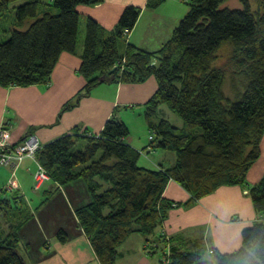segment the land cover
Listing matches in <instances>:
<instances>
[{"label":"trees","instance_id":"16d2710c","mask_svg":"<svg viewBox=\"0 0 264 264\" xmlns=\"http://www.w3.org/2000/svg\"><path fill=\"white\" fill-rule=\"evenodd\" d=\"M104 1L0 0V26L14 10L11 36L0 42V85L48 83L61 54L78 52V7ZM226 1L193 0L172 37L157 51L125 39L137 25L141 7L127 6L112 30L87 17L79 70L86 85L60 117L103 83L137 84L153 76L158 82L144 105L150 130V144L144 149L130 144L131 127L118 117L117 106L100 133L78 125L41 143L37 152L54 184L84 182L91 201L75 214L101 264H118L119 248L133 233L143 234L147 246L153 242L155 251L169 248L160 264H264V175L253 185L247 178L262 155L264 139V0L256 11L249 0H241L243 8L235 9L223 7ZM162 2L149 0L147 6ZM121 39L127 42L124 54ZM224 46L230 51L235 98L225 93L227 74L216 64ZM165 104L183 120L184 128L166 119L152 121ZM30 134L35 133L24 137ZM147 148L173 151L176 161L171 166H145L141 158ZM170 181L189 193L187 201L165 196ZM223 186H244L258 215L243 230L239 249L223 253L196 245L184 250L162 233L174 207H190ZM45 191L49 196L35 208L18 192L0 194V219L7 229L0 227V264H30L19 232L62 189ZM67 235L59 229L56 237L67 242Z\"/></svg>","mask_w":264,"mask_h":264},{"label":"crops","instance_id":"0c3cea01","mask_svg":"<svg viewBox=\"0 0 264 264\" xmlns=\"http://www.w3.org/2000/svg\"><path fill=\"white\" fill-rule=\"evenodd\" d=\"M148 1L105 0L94 6L80 5L78 11L81 18L92 17L107 30H112L127 6L141 7V16L129 36V42L143 49L156 51L171 38L177 19L170 23L169 31L164 36L167 27L165 26L164 29L162 23L165 20L160 18V16L164 17V13L160 16L158 13L163 10L166 0L157 8L148 7ZM157 19L162 20V23L158 24ZM143 20L146 23L145 28L138 32ZM82 52L83 44L77 54L63 52L50 81L46 84L10 88L0 85V125L5 124L10 128L13 140H22L31 131L42 143H47L67 134L78 125L88 128L92 133H100L117 106L128 107L126 111L135 110L133 111L135 113H118V117L129 126H133V116L138 119L145 116L144 105L158 89L155 77L137 84L103 83L94 88L90 96L82 98L75 108L65 111L60 117L64 106L74 100L86 85V79L79 73ZM129 142L135 145L132 142V135ZM135 146L139 150L146 147ZM149 150H146L147 155L157 153L156 150L151 152ZM261 150L260 159L248 173L247 178L251 184L258 183L264 175V139ZM147 155L145 152L142 153L141 164L149 167H158L161 164L168 166L166 161L161 162L160 156L156 158L158 154L153 159ZM36 169L37 164L31 158H26L15 172L8 167L0 166V188L11 181L17 182L19 186L15 190H8L10 195L18 192L27 199L29 191L41 192L35 201H31L30 205L33 208L49 196L45 190L55 191L57 187L62 189L61 192L56 193L57 196L53 201L48 200L43 204L35 217L19 232L22 239L20 247L28 262L30 264H101L75 214L78 207L91 201L84 182L77 180L65 186L50 181L42 190L34 191ZM165 196L185 202L190 195L180 184L170 181ZM178 207L169 212L163 232L167 233L164 235L172 237L173 242L184 250L201 245L218 249L223 253L233 252L242 245L243 230L252 226L258 217L252 199L244 186H223L214 194L202 198L188 208ZM191 227L201 231L189 233ZM59 229L65 230L68 234L67 242H61L56 237ZM131 236L119 248L118 264H157L145 254L146 237L140 233H133Z\"/></svg>","mask_w":264,"mask_h":264},{"label":"rangeland","instance_id":"374dc122","mask_svg":"<svg viewBox=\"0 0 264 264\" xmlns=\"http://www.w3.org/2000/svg\"><path fill=\"white\" fill-rule=\"evenodd\" d=\"M153 1H158V0H153ZM259 1L260 0H249L253 10L256 11L259 8ZM163 2H164V0H163ZM192 2H193V0H166V3L164 5V7H163V10L158 13L159 15L157 14L158 16H160V15H162L164 13V17L160 16V18H163L165 20V21H163V23H162V20L157 19V21H158L157 23L158 24L162 23L164 29H165V26L167 27L164 30V36L167 35V32L169 31V25H170V23H173V21H175V18L177 19L175 28L179 25L180 21L189 12ZM162 3L160 5H162ZM223 7H228V8H232V9L243 8V3H242L241 0H227L223 4ZM155 8H157V7H155ZM13 16H14V10H11L8 13L7 19L4 20L1 23V26H0V42L6 41V40H8L10 38L11 30L13 29V23L10 21V17H11V19H13ZM81 19L82 20L80 22L79 38H78V43H79V47L78 48L79 49L81 48V45L84 44V39H85V36H86V24H87V19H85V18H81ZM145 25H146V23L143 20V22L141 23V26L138 27V32H141L142 29L145 28ZM131 32L132 31L128 32L127 37L125 38L126 41H128V42H129V38H130L129 36H130ZM172 35H173V33H172ZM125 39H121L119 41L120 42L119 45L121 44L120 45V53L121 54H124V52H125V48H126V44H127ZM229 59H230L229 48L227 46H224L218 52V57H217L216 64L218 66H222L225 69L226 74H227L225 87H224L225 93L227 95L235 98V91H234V87H233L234 85H233V81H232V69H231L232 67H231V64L229 62ZM162 108H164V109H162ZM126 110H128V109L126 107L122 106V107H120L118 109L117 113L135 111V110H130V111H126ZM133 113H135V112H133ZM146 114H147V110L145 111V113H144L145 116L142 119H138L137 117L133 116L132 120L134 121V123H133V126L130 125L131 132H132L131 135H132L133 144L137 145L138 147H142V148L150 144V142H149V127H148V121L149 120H148ZM151 119L156 124H159L162 121V119H166V120H169L173 125H175L179 129H182V128L185 127V125L183 123V120L181 118H179L166 104L160 106L159 107V111H158V115L152 116ZM135 145H133V146L136 148ZM155 150H156L157 153H152L151 155L149 154L147 156H150V158L153 159L154 156H156L158 154L156 158H158L160 156L161 162L166 161L168 166L174 164L175 159H176L175 152L169 151V150H161V149H155ZM147 151H148V148H147ZM164 158H165V160H163ZM141 162H143V159L141 160ZM251 185H253V184H251ZM40 193L41 192L32 193L31 191H29V194L27 196V199H28L29 203H31L32 200L35 201V199H37L39 197ZM5 194L7 196L10 195V191H6ZM178 202H180V201H178ZM182 207H185V206L181 204L178 208H182ZM175 208H177V207H174L173 209H175ZM0 221H1V219H0ZM0 224H1L0 227L3 225V231H6L7 229L5 227L4 222L1 221ZM163 228H162V233H164L163 232ZM191 231H194L195 233L196 232L199 233L201 231V229H198L196 231V227H191L190 230H189V233ZM164 234H167V233H164ZM146 243H147V241H146ZM21 244H22V242H21ZM152 244L154 245V243L151 242V246H146L145 247V254L149 255V257L151 259H153L154 262H157V264H160V259H162L163 249L164 248L163 249L160 248L158 251H155L152 248ZM151 252H156V253L151 254ZM119 256H120V254H119ZM118 259H119V257H118ZM118 259H117V263H118Z\"/></svg>","mask_w":264,"mask_h":264},{"label":"built area","instance_id":"2783aa9c","mask_svg":"<svg viewBox=\"0 0 264 264\" xmlns=\"http://www.w3.org/2000/svg\"><path fill=\"white\" fill-rule=\"evenodd\" d=\"M41 146V141L36 134H30L22 141H14L10 128L7 125H0V165L10 168H18L26 157H36ZM49 179L46 169L39 165L35 174V186L39 188ZM15 182L11 183V187Z\"/></svg>","mask_w":264,"mask_h":264},{"label":"bare ground","instance_id":"6f19581e","mask_svg":"<svg viewBox=\"0 0 264 264\" xmlns=\"http://www.w3.org/2000/svg\"><path fill=\"white\" fill-rule=\"evenodd\" d=\"M5 125V124H4ZM25 138V137H24ZM23 138V139H24ZM39 138V137H38ZM22 139V140H23ZM22 140H19V141H22ZM14 141H17V140H14ZM18 142V141H17ZM42 143V142H41ZM26 158H31L32 160H34L35 162H36V164H37V169L35 170V172H34V183H33V189L34 190H37V189H40V188H42L47 182H49L50 181V175H49V173H48V175H49V179L43 184V186H41V187H39V188H36V186H35V174H36V172H37V170H38V167H39V165H41L40 164V162H39V160H38V158H37V154H36V157H26ZM25 158V159H26ZM24 159V160H25ZM23 160V161H24ZM23 161L20 163V165L18 166V168L22 165V163H23ZM0 166H5V165H0ZM5 167H8V166H5ZM44 167V166H43ZM9 169H11V170H13V172H15L16 170H18V168H16V169H14V168H10V167H8ZM45 168V167H44ZM47 171V170H46ZM12 182H15V181H11V182H9V184L8 185H6L5 187H3V188H0V194H2V193H4V192H6V191H8V190H15L16 188H18L19 186H18V184H17V182H15V185L13 186V187H11L10 188V186H11V183ZM168 253H169V248H164L163 249V256H162V258L163 259H166V257L168 256Z\"/></svg>","mask_w":264,"mask_h":264}]
</instances>
